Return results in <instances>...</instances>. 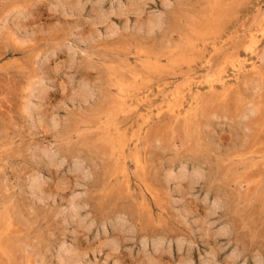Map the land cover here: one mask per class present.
I'll return each mask as SVG.
<instances>
[{"label":"rangeland","instance_id":"1","mask_svg":"<svg viewBox=\"0 0 264 264\" xmlns=\"http://www.w3.org/2000/svg\"><path fill=\"white\" fill-rule=\"evenodd\" d=\"M0 264H264V0H0Z\"/></svg>","mask_w":264,"mask_h":264},{"label":"bare ground","instance_id":"2","mask_svg":"<svg viewBox=\"0 0 264 264\" xmlns=\"http://www.w3.org/2000/svg\"><path fill=\"white\" fill-rule=\"evenodd\" d=\"M36 186H37V183H34V188H35V189H36ZM37 188H38V187H37ZM71 209H72V212H71L69 215H70L71 218H75V216H76V214H75V213H76V208H75L74 206H72ZM70 217H69V218H70ZM66 253H67V252H66ZM66 255H67V254H66ZM67 259H69V258H67Z\"/></svg>","mask_w":264,"mask_h":264}]
</instances>
